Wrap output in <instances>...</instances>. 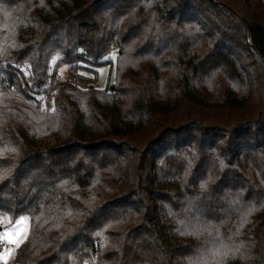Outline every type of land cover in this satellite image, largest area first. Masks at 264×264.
I'll list each match as a JSON object with an SVG mask.
<instances>
[{
  "label": "trees",
  "instance_id": "1",
  "mask_svg": "<svg viewBox=\"0 0 264 264\" xmlns=\"http://www.w3.org/2000/svg\"><path fill=\"white\" fill-rule=\"evenodd\" d=\"M0 214L14 264H264V0H0Z\"/></svg>",
  "mask_w": 264,
  "mask_h": 264
},
{
  "label": "rangeland",
  "instance_id": "2",
  "mask_svg": "<svg viewBox=\"0 0 264 264\" xmlns=\"http://www.w3.org/2000/svg\"><path fill=\"white\" fill-rule=\"evenodd\" d=\"M86 65H87L86 66L87 68L80 70V73L85 75L86 77H88V79H92L94 72H96L95 81L91 80L92 81L91 84L94 85L95 87L104 89L108 83L113 82V77H114L113 64H110L109 62H107V63L101 64L99 66H94L93 64H86ZM56 75L60 79H69L70 81L73 80V77L68 72L67 65L62 64L61 66H59ZM77 84H78V86L84 88L89 83L86 81H79ZM0 216L4 217L3 224L0 225V230H3V228L5 226L9 225V223H11L12 225H15V221L11 222L6 215L0 214ZM23 217H25V216H23ZM23 226L27 227L28 225L25 224ZM6 246H7L6 244H0V251H3V249ZM16 249L17 248L14 249V252L11 255V257L6 258V264L11 263L13 261V256L16 252ZM0 263L4 264V261H0Z\"/></svg>",
  "mask_w": 264,
  "mask_h": 264
},
{
  "label": "snow or ice",
  "instance_id": "3",
  "mask_svg": "<svg viewBox=\"0 0 264 264\" xmlns=\"http://www.w3.org/2000/svg\"><path fill=\"white\" fill-rule=\"evenodd\" d=\"M58 58H53V62L51 66H54V61ZM107 59V57L105 58ZM25 71V75H28L27 70ZM11 151H15V149H11ZM7 173H5L6 175ZM203 187V185H202ZM4 217L0 216V225L3 224ZM27 224V227L23 225ZM30 232V222L23 216L16 218L15 225L9 223V225L5 226L3 230H0V244H6L7 247L0 251V261H4L6 264V258L11 257L15 248H18L24 241L27 239L28 234ZM219 254V253H217ZM87 264V262H85Z\"/></svg>",
  "mask_w": 264,
  "mask_h": 264
},
{
  "label": "built area",
  "instance_id": "4",
  "mask_svg": "<svg viewBox=\"0 0 264 264\" xmlns=\"http://www.w3.org/2000/svg\"><path fill=\"white\" fill-rule=\"evenodd\" d=\"M7 247V246H6ZM1 264V263H0ZM8 264H14L13 261L11 263H8Z\"/></svg>",
  "mask_w": 264,
  "mask_h": 264
}]
</instances>
